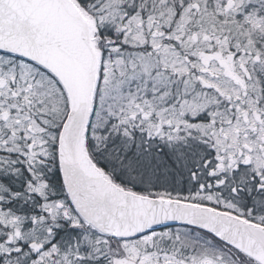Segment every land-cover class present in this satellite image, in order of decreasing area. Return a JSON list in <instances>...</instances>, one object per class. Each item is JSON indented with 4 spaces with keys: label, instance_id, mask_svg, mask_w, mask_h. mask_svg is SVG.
<instances>
[{
    "label": "snow or ice",
    "instance_id": "1",
    "mask_svg": "<svg viewBox=\"0 0 264 264\" xmlns=\"http://www.w3.org/2000/svg\"><path fill=\"white\" fill-rule=\"evenodd\" d=\"M0 264H264V0H0Z\"/></svg>",
    "mask_w": 264,
    "mask_h": 264
}]
</instances>
